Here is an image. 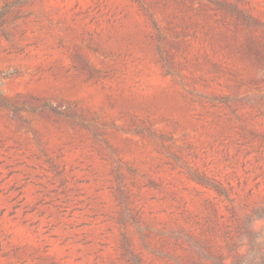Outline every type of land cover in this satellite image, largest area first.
<instances>
[{"label": "rangeland", "instance_id": "rangeland-1", "mask_svg": "<svg viewBox=\"0 0 264 264\" xmlns=\"http://www.w3.org/2000/svg\"><path fill=\"white\" fill-rule=\"evenodd\" d=\"M257 219L264 0H0V264H264Z\"/></svg>", "mask_w": 264, "mask_h": 264}, {"label": "clouds", "instance_id": "clouds-1", "mask_svg": "<svg viewBox=\"0 0 264 264\" xmlns=\"http://www.w3.org/2000/svg\"><path fill=\"white\" fill-rule=\"evenodd\" d=\"M262 226H264V220L257 219L252 222L251 228L253 231H259ZM262 242H264V237L257 236L256 243ZM235 243V251L237 252V254L244 258V264H250V262L251 264H260L259 258H256L253 261V257L251 255V245L249 243V238L247 235L239 236L236 239Z\"/></svg>", "mask_w": 264, "mask_h": 264}]
</instances>
